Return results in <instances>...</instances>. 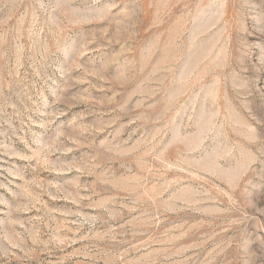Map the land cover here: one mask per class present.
<instances>
[{
  "label": "rangeland",
  "instance_id": "1",
  "mask_svg": "<svg viewBox=\"0 0 264 264\" xmlns=\"http://www.w3.org/2000/svg\"><path fill=\"white\" fill-rule=\"evenodd\" d=\"M0 264H264V0H0Z\"/></svg>",
  "mask_w": 264,
  "mask_h": 264
}]
</instances>
